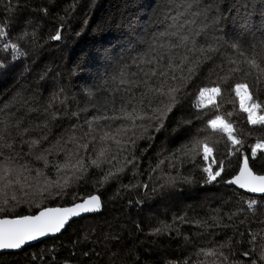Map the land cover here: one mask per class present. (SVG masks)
Listing matches in <instances>:
<instances>
[{"label": "trees", "instance_id": "1", "mask_svg": "<svg viewBox=\"0 0 264 264\" xmlns=\"http://www.w3.org/2000/svg\"><path fill=\"white\" fill-rule=\"evenodd\" d=\"M174 2L0 0V29H4L5 33L0 37V64L3 65L0 67V121L1 106L14 101L16 97L20 100V112L27 114L34 111L37 115L51 119L53 109L63 121L62 124H78V128L82 129L81 134L88 132L85 121L92 116H112V108L115 106L113 99L118 104L119 97L127 94L115 93L110 84L104 83L105 80L111 79L115 63L114 60L102 58L100 51L107 49L113 58H119L121 54L126 57L128 53L125 49L137 34H144L145 31L150 34L152 31L161 30L162 24L171 23L168 16ZM205 2L208 4L212 0H194L193 5H203ZM243 3L242 0H215L216 7L212 15L217 27H221L220 38L238 29L240 21L237 6L243 14ZM255 3L257 8L251 19L259 26V0H255ZM211 22L213 21H209L208 25ZM57 28L61 30V39L52 41L50 37L56 34ZM133 28L136 29L135 33ZM24 33L28 35L21 39ZM202 39L203 37H200V40ZM248 40H251L250 36ZM11 43H16L22 53L15 60L12 59L11 48L7 51L3 48L4 44ZM199 46L206 48L207 44L200 42ZM136 47L139 50L140 46ZM222 48L232 53L231 49ZM132 54L135 55V52ZM211 56L210 60H206L207 63L198 64L197 73H202L200 70L204 64L207 67L213 63L220 66L219 61L223 57L218 52ZM197 73L195 79L198 78ZM249 76L257 78L255 73ZM260 80L264 84V77ZM105 88L108 89L107 92L104 91ZM89 91L95 97L92 102H88ZM105 101L106 112L103 109L98 112L93 107V104L97 107L104 105ZM177 104L169 115L170 118L166 119L164 128L165 134L171 136L167 139L164 150L172 155L178 154V150L189 140V132L179 129L177 124L182 122L184 125L188 119L192 123L195 119L190 125V128L195 130L200 122L194 118L196 113L192 104L188 113L185 112L188 110L186 104ZM66 105L70 109H64ZM85 107L87 111H80ZM72 112H76L77 116H72ZM79 116L86 120L83 121ZM26 120L25 118L22 121ZM156 139L162 141L161 137L157 136ZM14 143L17 152L22 155L29 152L24 145H19L17 140H14ZM151 146L144 143L135 150V157L141 160L142 164L152 161L154 154L162 149L158 147L155 151ZM248 155L251 158L249 150ZM35 156L24 155L23 159L18 160L20 164L29 165L31 171L25 173L29 180L37 178V168L43 169L44 175L41 178L53 179L57 173L55 168L51 164L45 168L43 161L36 160ZM140 165L136 170L140 169ZM251 166L258 174H264V154H259V159L252 161ZM88 170L79 175V181L69 186L67 191H60L54 194L57 196L51 198L53 200L35 206L34 212L29 213L24 206H20L13 210L5 209L0 212V217L34 214L43 207L68 206L89 194L101 197L102 206L98 213L72 221L62 233L53 238H46L17 252L0 253V264H213L214 261L219 264L217 256L207 257L200 250H221V245H227L222 251L229 257L228 264L233 261L238 264H251L252 259H256L257 264H264V261L259 259V253L264 249V195L250 196L222 185L224 180L234 175L233 170L223 181L201 186L204 177L199 168L185 161L176 165L171 174L176 178L181 177V181L184 180L183 177L191 176L194 189L187 182V195L181 194L178 196L179 200L172 205L177 222L169 231L154 235L149 233V228L155 223L149 224L147 221L164 215L169 207L160 205L156 212H149L147 216L142 213L148 210L149 203L146 200L152 196L150 193L155 192L154 188L159 184L141 181V190L135 195L134 185L131 186L132 189H129V186L139 181L136 176L126 178L120 186H112L111 181L101 184L100 177L105 174L103 171L99 172L91 165ZM25 188L31 189L27 184ZM226 191H231L234 199H225L222 194ZM236 197L252 198L261 204L248 210ZM180 199L188 200L186 211L181 212ZM105 218L116 221L110 228L98 223ZM122 218L125 223H121ZM169 218L170 215L160 219L170 220ZM88 222L93 225L86 226ZM99 228L106 231L99 232ZM250 233L256 236L252 244L249 243L252 239Z\"/></svg>", "mask_w": 264, "mask_h": 264}, {"label": "snow or ice", "instance_id": "2", "mask_svg": "<svg viewBox=\"0 0 264 264\" xmlns=\"http://www.w3.org/2000/svg\"><path fill=\"white\" fill-rule=\"evenodd\" d=\"M177 7H185L191 9L193 0H183L182 4H177ZM216 7L215 0L206 5H197L198 14L204 17V23L201 30L192 32L184 31V24L175 23L177 17H169L173 23L162 24L161 30L152 31L148 34H137L134 39L129 41L128 48L125 51L128 53L125 57L120 55L119 58H113L107 49H102L99 55L102 58L114 60L115 70L111 75L110 80H105V84H110L115 93H126L119 97V103L113 99L112 108L113 115L107 114L95 115L91 119L86 120L88 132L85 136H90L93 132L100 131L99 142L100 149L96 152V159L89 160L91 166L100 168L101 164L109 162L110 145H115L119 151H123L124 145L135 143V138H141L149 128L155 126L157 130L162 126L163 119L167 116L178 103V96L181 87L191 80L195 74L197 65L202 60H210L211 54L219 51L220 47H226L232 50V55L225 57V63L229 65L228 73L219 77L220 80L230 81L233 74H242L247 77L253 73L257 75V79L264 77V0H259V16L260 25L257 26L252 22L253 12L257 5L255 0H244L243 14L240 13L237 6V15L239 17L238 29L234 33H226L221 38H213L212 43H208L207 47L199 46L196 36L202 35L204 29L208 27V21L215 22L213 9ZM43 11V10H42ZM132 31L135 33L136 29ZM4 29H0V37L4 36ZM27 33L21 36V39L27 37ZM251 40H248V37ZM52 41L61 39L60 28L56 29V34L50 37ZM223 41L221 44L220 41ZM189 43L191 47H189ZM136 46H140L137 50ZM4 50L9 48L12 50V59L15 60L22 53L18 49L16 43L4 44ZM184 48L187 53L198 52L200 55L195 59H190L189 55H174L173 50ZM135 52V55L132 53ZM178 61V62H177ZM0 67H3L0 64ZM185 71L187 75H185ZM180 75L177 76L176 73ZM214 86L199 87L197 102L193 106L203 110L208 104H214V97L222 91L218 82H212ZM180 85V87H177ZM232 91L235 92L236 98L239 100L240 111L247 114V123L253 126L264 127V106L253 101L250 93V86L246 81L236 82L234 86L229 85ZM99 90V89H98ZM104 91H108L107 88ZM88 102L95 99L92 92H88ZM58 99V97H57ZM98 112L103 109L107 111V101L104 105L97 107L93 104ZM80 111H87V108H82ZM119 113V114H116ZM229 116L232 113L228 114ZM72 116L76 117L77 113L72 112ZM196 119L203 123L206 120V125L199 129L192 143L182 146L183 155L186 160L191 161L195 167L204 174L206 183L218 182V178L222 179V172L226 167L224 159L217 160L214 158V149L210 145L209 136L218 132L227 134L228 141L232 147L227 150V155L230 157L237 154V165L233 169L234 175L230 179L224 180L227 185H234L237 189L246 190L248 193L264 194V174H258L251 166L252 161L259 159V154H264V138L257 139L255 143L250 145L251 158L248 155V149L241 151L238 145L243 144V141L237 139L233 133L231 123L225 122L220 115H215L214 118L197 115ZM101 121H120V124L114 131H104L105 127L110 125H101ZM191 124V121H186ZM75 127V126H74ZM12 124L10 121H0V197H3V205L7 206L10 201L17 202V194L15 190H19L21 194L25 185L28 184L29 176L25 175L31 169L28 164L18 163L19 159H23L24 155L33 154V150L45 140L42 136L39 139H31L26 142L29 152L21 154L16 151V146L13 138L10 135ZM19 132V122L16 124ZM27 132L28 129H23ZM200 137H203L201 139ZM75 140V137H70ZM95 139V137H94ZM79 147V145H78ZM83 147H88L84 144ZM50 149H45L39 155L35 156L38 161H43L44 167L49 166V160L45 153H49ZM115 159V156H112ZM202 160L203 163H199ZM131 163V161H127ZM161 163H163L161 161ZM68 166L67 161L62 164H54L55 170L60 173ZM215 166V167H214ZM159 167V165H157ZM74 170L73 175L81 171H87L85 163L82 159H77L76 163L71 165ZM123 167L116 168L115 171L108 170L100 177L101 184L107 183L117 177L120 172H123ZM36 177L44 175L43 169H35ZM23 177V179H22ZM79 180L81 177L76 176ZM176 177L165 179V183H173ZM183 179L186 182H191V176H185ZM54 183L49 181V186ZM68 183V177H64V185ZM63 186V185H58ZM126 187V186H125ZM9 190H13L11 197H8ZM139 203V201H137ZM247 204L248 210H252L258 201L251 199L244 201ZM102 200L100 195L89 194L79 199V202H74L68 206L61 207H43L35 214L16 215L13 218H0V249L15 250L21 249L29 241L38 240L50 234L60 233L65 228L71 218L80 217L85 213L98 212L101 209ZM5 209L0 207V212ZM243 211V209H239ZM235 215V213H232ZM231 218V217H230ZM160 229H154V232H159ZM249 241L252 244L256 240V236L252 235ZM227 245H221V250L216 249H201L200 252L207 256H217L219 264H228L229 257L224 255L222 249ZM255 250L253 244L252 251ZM87 255V253H85ZM249 255V253H245ZM259 259L264 261V249L259 253ZM187 264V262H185ZM213 264H216L214 261ZM232 264H238L233 261ZM251 264H257L256 259H252Z\"/></svg>", "mask_w": 264, "mask_h": 264}, {"label": "rangeland", "instance_id": "3", "mask_svg": "<svg viewBox=\"0 0 264 264\" xmlns=\"http://www.w3.org/2000/svg\"><path fill=\"white\" fill-rule=\"evenodd\" d=\"M174 1L175 2L173 4V8L170 9L171 13L168 17H177L175 23H183L185 32L190 31L194 34L196 31L201 30V27L204 23V17L198 14L197 5H194L191 9H187L182 6H176L177 4H182L183 0H181L180 2H178V0ZM242 2H244V0H242ZM206 4V2L203 3V5ZM241 11L243 13L242 7ZM169 20L171 21V23H173L171 19ZM220 31L221 27H217L216 20L215 22H211L210 25H208V27L204 29V33L202 35L195 37L198 41L197 47H199L200 42H204L208 45V43L213 42L214 37L220 38ZM200 37H203L204 40H200ZM189 47H191L190 43ZM217 47H219L218 54L223 57V59L219 61L220 66H217V64L213 63L212 65L207 67L204 64V67L200 70L202 71V73H197L196 68L195 74L191 77V80L187 81L183 85V87H181V91L178 96V102H180L181 105L186 104L188 110L185 112L187 113L191 109L190 104H192L193 111L196 113L194 118H196L198 114L202 117L207 116V118L209 119L214 118L215 115H220L225 120V122L232 124L233 133L236 138L243 141L242 146L238 145V147H241V151H243L244 149H248L250 152V145L255 143L257 139L264 138V127L253 126L247 123V114L240 111L239 100L236 98L235 92L232 91V88L229 85L234 86L236 82L246 81L250 86V93L252 95L253 101L264 106V84L261 83V80H258L256 77H244L242 74H233L230 81L220 80L219 77L225 76L228 73L229 68V65L224 62V59L227 56H231L233 53H231V51H224V49L219 45H217ZM173 52L176 56L189 55L190 59H195L197 56L200 55L198 52L187 53L184 48H181L179 50H173ZM202 63L207 62L206 60H202ZM196 73L198 78L195 79L194 76L196 75ZM176 75L179 76L180 73L177 72ZM185 75H187L186 71ZM212 82H218L222 89L221 93L214 97L215 106H213L212 104H208L203 110L195 108L193 104L197 102L199 87H212L214 86ZM177 87H180V85H177ZM49 89L51 91L53 89V86ZM19 103L20 100L18 97H16L14 101L4 103L1 106V121L7 120L10 121V123L12 124L10 135L13 140H17L19 142V145H24L28 149L26 142L30 141L31 139H39L40 137L45 136L46 139L41 141V143L33 150V155H39L44 152L45 149H50L51 151L49 153H45L50 162L49 165L51 164V166L53 167L54 164H62L66 161L68 164V166L62 170V172H57L53 179L48 177H37L33 180H29L28 184H31V189H26L25 187L23 189V192L26 194H21L19 190H15L17 194V202L10 201V203L5 206L3 205V197H0V206L4 209L13 210V208L15 207L18 208L20 206H24L29 213H32L34 212L35 206H39L43 203H47L49 200H53L51 198L57 196L54 194H57L60 191H67L69 186H72L73 184H75L74 182L79 181L76 176H81L82 174H85L87 171H89V160L96 159V152L101 147V144L99 142V135L101 133L93 132L90 136H85V134H81L82 129L78 128V124L75 125L74 123L71 124L69 122H66L68 124H62L63 121L60 120V118L57 116L53 109L51 110V119H49V117L37 115L36 113H34V111L24 114L23 112H20L21 110L19 109ZM174 108L175 106H173L172 110L168 112L167 116L172 114ZM64 109L70 108L66 105ZM229 113H232V115L229 116ZM260 114H264V112ZM167 116L163 119L162 126L159 127V130H157L156 127L153 126L149 128L148 131L144 133L141 138L133 137V139H135V143L133 144L130 141L129 143L124 145L125 150L123 151H119L116 146L112 145L109 141V162L101 164V167L99 169L93 166L94 169H96L97 171H103L104 173L108 170L115 171L116 168L123 167V172H120L115 179L110 180L111 182H113L112 186H120L128 177L133 178L134 176H136L137 178H139V181H137L135 184L131 183L129 186V189H132L131 186L134 185V189H136L134 191L135 195H138L139 191L141 190L139 188V186L141 185V181L145 180L147 183L153 185L159 184L157 188H154L155 192L150 193L154 197H148V200H146L149 203L147 207L148 210L142 213L143 215L147 216L149 212H156V210L159 209L160 205H167L169 207L168 212L164 215L162 214L157 217H153L152 219L147 221L149 224L155 223L149 228V233L153 235L159 234L162 231H169L170 227L177 222V215L172 205L179 200L178 196L185 193V189L187 191V182L185 180L181 181V177L176 178L173 183H165V179L174 177L171 174V170L173 171L174 168H176V165L181 164V162L185 161L192 163L191 161L185 159L182 147L178 150V154L175 155L168 154L165 152L164 148L166 146V141L168 138L171 137L168 136V134H165L164 132L165 121L166 119L170 118V116ZM25 118L27 120L23 122L22 120ZM81 119L83 121L86 120L82 117ZM189 120L190 119H188V121ZM193 121L196 120L194 119ZM17 122H19L20 125L19 132L16 128ZM100 124L110 125V127H105L103 129L104 131H114L115 128L120 124V121H104L100 122ZM190 125L187 123L182 125V122L180 124H177V127L179 129L187 130L189 132V140L184 144H187L189 146L192 143L193 138L196 136L198 130L206 125V120L203 123H201L200 121L198 126H196L197 128L195 130H192V128H190ZM25 128L28 129L27 132L23 131V129ZM73 136L75 137V140L70 139V137ZM157 136L162 138L161 142H159L160 140L156 139ZM200 138L203 139V137ZM209 142L214 149V158L217 160H225L226 167L222 172V179L218 178V181H223L236 165L237 154H234L230 157L227 155V150L231 148L232 145L230 141H228L227 134L225 133L218 132L213 135H210ZM144 143L149 146L152 145L151 149H155V151L158 150V147H162L159 152L154 154L152 161L150 160L146 164H142L141 160L135 157V150ZM84 144H87L88 147H83ZM112 156H115V159H112ZM77 159H82L84 161L87 171H81L80 173L73 175L74 170L71 168V165L76 163ZM129 160L131 161V163H127V161ZM161 161L163 163H161ZM199 163L202 164L203 161L200 160ZM139 165L140 169L136 170ZM157 165H159V167H157ZM65 176L68 177V183L66 185H64ZM203 177L204 180L201 186H209L215 183H206V178L204 174ZM49 181H52L54 183L49 186ZM188 184L192 189H194V185L192 182H188ZM236 191L237 189L235 190V192ZM146 193L147 192H145V194ZM12 194L13 190H9L8 197H11ZM172 196L174 197L172 198ZM222 196L225 199H234L235 197H233V193L231 191L224 192ZM236 198L239 199L238 197ZM251 199L252 198L239 200L240 203H242V205L247 209L246 203H244V201H248ZM187 201L188 200L180 199L179 207H181V212L186 211V209L188 208L189 204L187 205V203L189 202ZM259 204L261 203L258 202L257 205ZM168 215H170V220L160 219L161 217H167ZM183 215H185V213H183ZM115 221L116 219L105 218L103 220H99L98 223H103L106 227L110 228L113 226V223ZM121 223H125V220L123 218ZM85 225H93V223L88 222ZM154 229H160V231L154 232ZM103 230V228H99V232H102Z\"/></svg>", "mask_w": 264, "mask_h": 264}, {"label": "water", "instance_id": "4", "mask_svg": "<svg viewBox=\"0 0 264 264\" xmlns=\"http://www.w3.org/2000/svg\"><path fill=\"white\" fill-rule=\"evenodd\" d=\"M230 178H231V177H230ZM230 178H228V179H230ZM226 180H227V179H226ZM222 185H224V186H226V187H232V188L237 189L236 186H234V185H227V184H224L223 182H222ZM237 190L242 191L243 193H245V194H247V195L255 196V197H259V196H263V195H264V194H261V193H248L246 190H243V189H237ZM77 202H79V201H77ZM57 207H60V206H57ZM37 211H38V210H37ZM37 211H36V212H37ZM36 212H35V213H36ZM35 213H34V214H35ZM97 213H98V212H94V213H85V214H82L80 217H74V218H71V219L69 220V222L66 224L65 228L62 229L60 233H62V232L66 229L67 225L70 224L72 221L77 220V219H80V218H82V217L93 216V215H96ZM0 218H4V217H0ZM8 218H13V217H8ZM60 233L50 234V235H47V236H45V237L38 238V240H35V241H29V242H27L24 246H22L21 249H23V248H25V247H29V246H31V245H33V244H37V243H39L40 241H42V240H44V239H46V238H53V237H55L56 235H58V234H60ZM21 249H15V250H12V249H10V250H3V249H0V253H3V252H17V251H19V250H21Z\"/></svg>", "mask_w": 264, "mask_h": 264}]
</instances>
